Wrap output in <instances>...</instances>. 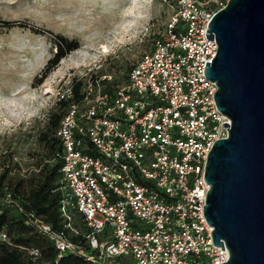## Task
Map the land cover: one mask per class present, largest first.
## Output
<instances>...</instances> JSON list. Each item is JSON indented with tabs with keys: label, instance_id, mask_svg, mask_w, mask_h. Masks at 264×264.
Wrapping results in <instances>:
<instances>
[{
	"label": "built area",
	"instance_id": "2783aa9c",
	"mask_svg": "<svg viewBox=\"0 0 264 264\" xmlns=\"http://www.w3.org/2000/svg\"><path fill=\"white\" fill-rule=\"evenodd\" d=\"M227 1L174 0L162 36L124 84L112 88L111 76L95 70L86 75L82 100L69 105L57 130L61 228L32 220L53 242L57 261L70 253L91 264L228 261L204 214L207 157L228 136L223 123L231 125L217 107L216 82L205 74L218 51L208 25ZM72 93L71 82L57 100ZM0 240H9L7 233Z\"/></svg>",
	"mask_w": 264,
	"mask_h": 264
},
{
	"label": "rangeland",
	"instance_id": "374dc122",
	"mask_svg": "<svg viewBox=\"0 0 264 264\" xmlns=\"http://www.w3.org/2000/svg\"><path fill=\"white\" fill-rule=\"evenodd\" d=\"M173 1L0 0V168L9 164L14 171L19 166L5 184L13 188L22 177L20 198L29 190L31 166L56 162L44 136H53L51 113L65 110L57 104L58 91L93 70L98 76H111L112 88L124 84L133 65L162 36ZM8 21L46 32L4 25ZM55 34L77 39L80 46L39 81L55 55ZM103 45L107 52H101ZM18 203L0 195V211L7 210L10 217L19 214ZM31 245L41 249L39 243Z\"/></svg>",
	"mask_w": 264,
	"mask_h": 264
},
{
	"label": "water",
	"instance_id": "95a60500",
	"mask_svg": "<svg viewBox=\"0 0 264 264\" xmlns=\"http://www.w3.org/2000/svg\"><path fill=\"white\" fill-rule=\"evenodd\" d=\"M208 26L218 51L205 74L231 125L207 157L204 214L222 264H264V0H228Z\"/></svg>",
	"mask_w": 264,
	"mask_h": 264
},
{
	"label": "trees",
	"instance_id": "16d2710c",
	"mask_svg": "<svg viewBox=\"0 0 264 264\" xmlns=\"http://www.w3.org/2000/svg\"><path fill=\"white\" fill-rule=\"evenodd\" d=\"M4 25L28 27L35 33L46 32L41 28L24 22L8 21L4 22ZM54 37L56 46L55 55L47 63L39 77V81H42L63 57L80 46L77 39H70L61 34H55ZM107 84L109 85L110 82ZM82 86L83 80L74 79L72 82L73 95L58 100L57 103L60 106H64V112L62 114L55 112L51 113L49 117V127L52 129L53 136L44 137H46L48 146L54 152L56 162L53 164L50 162H40L36 165V167L39 168L38 171L34 169L29 170L28 175L32 174L30 177L31 183L29 190L23 194V198H20V194L22 193L21 189L25 180L19 177V181L11 188L9 185L5 184L6 178L9 173H11V166L9 164H4V169L0 171V195L7 199V193L10 192L12 196L10 201L17 200L20 202L18 203L19 209L17 210L19 214L17 216L10 217L8 211L4 209L0 211V233L5 232L9 237V240H0V264H91L83 257L71 253L63 255L59 261H57L58 251L53 242L48 237L41 234L32 222L34 215L51 224L55 229L61 228L59 211L61 192L58 187L61 184L60 169L62 166V158L59 154L62 152V141L57 135V130L69 105L73 102H80L82 100ZM14 169L19 171V166H15ZM57 179H60V182H57ZM11 203L13 205V202ZM32 229H34V233H31ZM8 233L11 234V238ZM33 241L39 243L41 249L38 246H29ZM31 247L39 249L40 254L37 257L29 253V248Z\"/></svg>",
	"mask_w": 264,
	"mask_h": 264
},
{
	"label": "bare ground",
	"instance_id": "6f19581e",
	"mask_svg": "<svg viewBox=\"0 0 264 264\" xmlns=\"http://www.w3.org/2000/svg\"><path fill=\"white\" fill-rule=\"evenodd\" d=\"M107 49V50H106ZM108 51V46L107 45H103L102 46V50L101 52H107ZM10 106V105H9ZM9 110V109H8Z\"/></svg>",
	"mask_w": 264,
	"mask_h": 264
},
{
	"label": "snow or ice",
	"instance_id": "6c2138e0",
	"mask_svg": "<svg viewBox=\"0 0 264 264\" xmlns=\"http://www.w3.org/2000/svg\"><path fill=\"white\" fill-rule=\"evenodd\" d=\"M107 50V49H106Z\"/></svg>",
	"mask_w": 264,
	"mask_h": 264
}]
</instances>
